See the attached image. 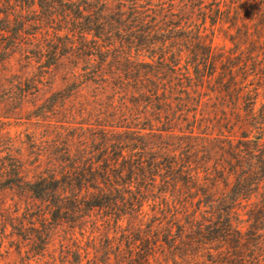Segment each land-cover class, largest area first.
Wrapping results in <instances>:
<instances>
[{
  "label": "trees",
  "instance_id": "obj_1",
  "mask_svg": "<svg viewBox=\"0 0 264 264\" xmlns=\"http://www.w3.org/2000/svg\"><path fill=\"white\" fill-rule=\"evenodd\" d=\"M13 55L19 105L61 73L33 176L0 161L44 208L38 262L264 264V0H0Z\"/></svg>",
  "mask_w": 264,
  "mask_h": 264
},
{
  "label": "rangeland",
  "instance_id": "obj_2",
  "mask_svg": "<svg viewBox=\"0 0 264 264\" xmlns=\"http://www.w3.org/2000/svg\"><path fill=\"white\" fill-rule=\"evenodd\" d=\"M225 43L220 37L213 40L215 46H222ZM24 71V61L19 59L18 55H13L9 61L0 62V161L3 159L5 163L16 165L17 160L22 168V174L30 179L34 173L39 149L46 141L54 138L56 127L55 118L49 119L51 122L47 124L41 120L42 118L35 117L45 114L43 111L46 108L42 112L37 108L46 105L45 100L60 88L61 73L52 70L55 76L43 79L41 84H38V93L34 95L31 93L19 105L18 91L14 90L16 91L14 94L8 92L7 88L19 77L24 78ZM38 72L37 66L35 73ZM28 85L30 92H33V85ZM7 186L0 181V264H43L37 261L39 252L29 240L41 234L39 222L44 208L21 187ZM70 232L68 226L51 231L52 241L47 255H57L61 247L69 245ZM75 237L81 239L78 233ZM84 243L85 239L82 238V244ZM257 244L260 246L257 253L262 256L264 262V236Z\"/></svg>",
  "mask_w": 264,
  "mask_h": 264
}]
</instances>
